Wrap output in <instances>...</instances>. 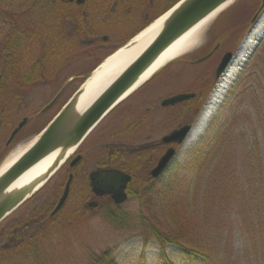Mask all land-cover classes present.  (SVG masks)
<instances>
[{
  "label": "rangeland",
  "instance_id": "rangeland-1",
  "mask_svg": "<svg viewBox=\"0 0 264 264\" xmlns=\"http://www.w3.org/2000/svg\"><path fill=\"white\" fill-rule=\"evenodd\" d=\"M33 1L35 0H0V11L20 12L22 15L18 17L19 21H25L26 27L37 31L40 17L29 10L30 5L34 4ZM177 1L170 0L166 5L160 6L156 15L161 14L164 9H168ZM260 3L261 0L232 1L202 33L197 46L187 52L186 55L190 54L191 56L187 62H181L185 58L184 56L167 64L145 85L121 102L92 131L79 148V151L84 155V160L77 170L78 174L72 184L70 196L63 209L55 217L51 216V212L64 191L66 179L64 165L40 191L0 223V264H98L93 260L99 257L104 259L103 252L109 250L110 256L106 259H112L114 264H143L144 261L145 264H157V246L155 244L150 246V242H144L138 233L130 229V226L135 225L139 218L140 206H144V201H141L140 204L141 198L131 195L121 207L128 214L123 219L119 216L115 217L118 215V211L116 212L112 208L89 209L87 207L91 196L89 172L95 169L97 162L102 161L110 154L116 145L119 146L118 149L129 150L137 145L160 139L174 128L187 123L198 107H200V111L195 117L199 118L207 107V101L214 87L218 85V82H221V79L211 80L212 75L210 74L215 64L214 54L206 61H196H199L217 43L221 48L219 52H216V56L229 49L235 50L237 53L258 22L250 26L252 15L259 8ZM60 6L67 7V5ZM74 9L77 14L79 8ZM59 14L61 15L58 23L59 29L61 27L65 29L68 20L63 19L62 15H67V12ZM3 19L0 17V40L6 29ZM138 19L141 20V18H134L135 21L131 22L133 23L132 27L113 25L111 31H103L100 27L101 38L102 36L108 37L104 50H97L93 45L90 47L84 45L83 41L78 39V33H75L76 37L73 41L69 43L67 40L59 41L58 55L43 57L42 61L45 67L40 74L42 77L39 78L41 69L38 66L36 67L37 75L34 76L37 81L30 83L27 87L24 86V109L20 113H13L10 118L12 125L10 124L11 126L7 128L4 126L0 131V166L14 150L27 146L36 137L37 129L47 124L63 108L64 104L74 95V90L80 87L79 84L83 82L85 78L83 75L86 72L109 54L110 50L125 43L141 27L142 23L139 24ZM205 41H207V48L198 50ZM29 43L27 52L20 49L21 54L26 55V72L31 71L32 66L41 57V50L37 42L29 41ZM251 54L248 60L241 65L239 62L236 63L235 69L231 71H237L234 76L237 79L231 87L230 93L223 97L222 102L212 105L211 113L213 112V115L211 116L210 113L206 130L190 145L181 148L180 155L174 159L170 169L165 173L162 181L156 183L157 186L152 192L153 213L156 219L151 214L153 220L148 221L149 218H146L147 223L155 225L166 234H170L167 230L181 229L180 223L186 224V222L210 233L209 244L217 246L220 253L215 259L202 264H264V208L259 200L262 193L257 195L254 192L256 182L258 185L260 181H255L254 175L250 172L246 181L254 185L252 191L259 197L257 200L249 197L250 200L247 203V201H242L239 196L231 194L233 188L223 187L218 180L231 177L230 172L232 168H235L233 162L225 159L222 162L223 158H221L219 164L218 160L213 161L214 155L212 154L205 167L200 168L199 172H194V168L191 169L194 173H191L188 178L183 172L195 147L210 128L214 113L218 115L217 127L214 129L225 132L223 144L226 148L234 147V144L231 143L236 137H233L235 134L242 136L250 133L252 135L255 129L257 132L260 131V128L264 129V125L258 123L259 104L256 103L257 96L264 91V39ZM1 72L0 68V75ZM247 76L250 82L244 85ZM7 78L10 79V76ZM63 87L67 88V91L62 95ZM188 92H194L196 96L167 109L160 104L167 97ZM8 93V97L12 96V92ZM238 93H242V96L231 105L226 106L228 97ZM53 98H56L57 103L51 110L43 114V117L37 122V129L35 128L36 124H32L29 128L31 131L35 130L23 141L13 143L7 148L4 147V141L9 136L8 131L14 129L25 114L39 111L42 108L47 109ZM227 110L229 111L226 118L221 119ZM132 112L134 116L141 117L142 124L137 128L124 130L129 126L128 119L132 116ZM165 149L166 145L159 149H149L143 152L141 163L145 165V169L141 171L133 169L136 156L129 153L124 154L125 159L122 163L126 164L129 170L136 172V178L131 182L129 191H140L141 187H144L147 183L145 177L150 175L158 157ZM254 162L256 166L260 164L259 161ZM118 163L121 164L120 161ZM221 164L223 166L220 168ZM247 164L244 163L243 167L249 173L250 169ZM178 175L181 177L177 182V197L174 202L175 196L171 192L169 182ZM225 183H228L226 179ZM192 201H195V213L200 215V219L190 220ZM146 213L149 217L147 210ZM36 214H40L41 218L45 214L49 216V222L39 230L38 237L33 235V240L27 238L22 240L20 244L22 247L19 249L5 248L6 245L14 246L8 244L12 243L13 239H17L16 236L22 233L26 221H30ZM186 219L187 221H185ZM147 223L142 227L149 230L150 225ZM30 227L32 228L31 225ZM146 229L145 231H147ZM13 230L15 233L17 232L16 236H14ZM38 239L40 241H37ZM30 241L34 244L36 242L37 245H31ZM27 244V249L33 248L35 253L24 259L26 257L23 254L24 246ZM142 254L144 256H141ZM172 254L176 264H185L181 259H176L173 252Z\"/></svg>",
  "mask_w": 264,
  "mask_h": 264
},
{
  "label": "flooded vegetation",
  "instance_id": "flooded-vegetation-1",
  "mask_svg": "<svg viewBox=\"0 0 264 264\" xmlns=\"http://www.w3.org/2000/svg\"><path fill=\"white\" fill-rule=\"evenodd\" d=\"M169 1L170 0H82V2L79 3L77 0H74V1H67L66 8L60 5L53 6L52 8L53 15L51 17H44V16L40 17V20L38 21L40 22V25L37 31H34L33 29L26 27L25 21L20 22L21 27L24 29V32L22 34H17L19 41L17 42L16 37H14L12 40H9V42H12L11 46H10V43H9V46L5 48H2L0 46V68L2 70L1 75H0V131L2 130L4 126H6L7 128L12 125L10 118L13 113H20L24 109V102H25L24 88L27 87L30 83H34L37 81L36 79L27 80L23 78L27 74L25 70L26 69L25 68L26 67V63H25L26 55H22L20 52V49H23L24 51L27 52L28 50L27 47L30 45L29 41L31 42L36 41L37 44L39 45V49L41 50V55H40L41 57L38 58L36 65H39V67L41 68V71H43V68L45 67L42 61L43 57L49 56V55L53 57V56H56V54L58 55L59 52L57 53V50H58L60 40H64V41L67 40V43H69L73 41L74 37H76V35L74 34L78 33L77 37L78 39H81L83 41L84 45L86 44L88 47H90V45H93L97 48V50H104L108 37L102 36L101 38V35H100L101 30L99 29L100 27L102 28L103 31H111L113 28L112 27L113 25H127V26L132 27L133 23L131 22L135 21L134 18H141V20L139 19L137 20L139 24L142 23V25H140L141 27L137 29L126 40L128 41L133 36H135L138 32H140V30H142L147 24L153 21V19L158 17L160 14L156 15V12L159 10V7L162 5H166L167 3H169ZM77 7L79 8L78 11L81 10L85 14L87 18L86 22L84 21L75 22L76 14H75L74 8H77ZM258 10L259 8H257L254 14L252 15V18L250 20L251 24L255 23L258 20L256 19L255 22H253V18L257 14ZM164 11L165 9L163 10V12ZM65 12H67V15H62V18L68 20L67 27L65 29L62 27L61 29H59L58 23L61 19V15L59 13H65ZM137 22H136V25H137ZM5 27H8V29L12 28L11 26L7 24ZM27 28H29V30H27ZM13 33L14 31H10V34H13ZM16 44L17 46H15ZM206 44H207V41H205V43L198 50L207 48L208 45L206 46ZM119 46L121 45L116 46L114 49H117V47ZM220 48H221L220 44L218 45L217 43L215 46L210 48V50H208L206 54L199 59V61L198 60L196 61V62L206 61L210 59L214 54L215 64L213 65V70H212V73L210 74L212 75L211 80H214V81L221 79L227 73V71L230 69L232 65V59H231L225 66L224 70L219 72V68L222 64L225 54L233 51L232 49H229L225 51L223 54L216 56V52L217 51L219 52ZM232 48H234V46H232ZM114 49L110 51H113ZM3 55H6V57ZM190 58H191L190 54L186 55L185 58L181 62L183 61L187 62V60ZM194 61H191V62H194ZM4 62L5 64L9 65V67L7 68L8 72L6 76L9 77L10 75V79L9 78L1 79L2 74L4 73V68L2 65ZM12 66L18 67L17 77H14L12 75L13 74ZM19 76L21 78H19ZM81 84L82 83H80L79 86ZM68 86L69 85L67 84L66 87L68 88ZM67 88L66 89L64 88L62 95L67 91ZM8 92H12V96L8 97L9 95ZM163 100L161 101L160 104L163 108H166V109L175 107L179 105L180 103H182L180 102L175 105L163 106L162 105ZM56 103H57L56 98L55 99L53 98L48 105L49 108L46 106L47 109L45 110L42 108L39 111L25 114V116H23V119L14 127V129H12L10 132L8 131L9 136L4 141V147L7 148L8 146H11V144L13 143L15 144V143L23 141L27 135L31 134V132L35 130L33 129L31 131V128H29V126H31L32 124L34 125L36 124L35 126L36 128L37 122L43 117V114L51 110ZM199 111H200V107H198L195 110L194 115L191 117V119L187 123H184L182 126L174 128L172 131L165 134L164 136L170 134L174 130L182 128L185 125L193 123L192 121L194 120L195 116L199 114ZM131 117L128 119L129 126L125 127L124 130L130 129V128H137L142 124L140 116L138 115L134 116L132 112ZM25 119H26L25 124L21 128H19L20 123H22ZM44 126L38 129L36 128L38 131L36 130L37 132H35V134L40 132L44 128ZM16 129L18 130L14 134ZM164 136H162L160 139H157V140H154L148 143L159 142L163 139ZM148 143L137 145L133 148H130L129 150L124 149V148L118 149L117 147L119 146L116 145L112 149L110 154H108L104 159H102V161L97 162V167L89 172V175H88L89 183L91 184L92 182L91 174L93 172L104 171V170H109V169H116V170L125 172L127 174H130L132 176V181H133L136 178V172L129 170L128 166L122 163L123 159H125L124 154L129 153L130 155H135L136 161H135V167L133 169L136 168L137 171L138 170L141 171L145 169V165L141 163L143 160V156H142L143 152H146L149 149H159L160 147H163L164 145H166V149L158 157L157 163L155 167L151 170L150 175L148 177H145L146 182L150 185L153 183L161 182L165 175L167 166L163 171H158L154 173V170L158 166L163 156L166 155L170 150H174L177 153L179 144L177 142H169V143L163 142V143H158L153 146L144 147V145ZM78 156H81V158L77 162H75V159ZM83 160H84V155L78 149V151L70 159H68V161L64 164L65 166L64 172H65V177H66L65 182H64V189L71 176H73V179L71 182V187H72L74 179L76 175L78 174L77 170L79 166L82 164ZM119 161L121 164L118 163ZM102 181L105 184V183H110L115 180L112 179L111 176H108V177L105 176V178H103ZM90 193H91V196L89 197L90 201H88V203L89 202L96 203L95 206H92V208H89L91 210L111 208L115 205L111 194H104L102 196H96V194H94V192L92 191V188H91ZM127 193L129 194L128 187H127ZM135 193H138V191L135 190ZM117 206L121 207L123 206V204L117 205ZM62 209L63 208H61L58 212H56V214H53V216L51 214V216L55 217Z\"/></svg>",
  "mask_w": 264,
  "mask_h": 264
},
{
  "label": "water",
  "instance_id": "water-1",
  "mask_svg": "<svg viewBox=\"0 0 264 264\" xmlns=\"http://www.w3.org/2000/svg\"><path fill=\"white\" fill-rule=\"evenodd\" d=\"M77 1L79 3L82 2V0ZM232 1L234 0H180L177 2L167 11H170V13L164 20L163 27L151 43L106 87L92 105L82 114L76 111L78 98L83 92V86L80 87L56 117L36 137L33 143L10 165V167H8V169L0 174V223L16 211L49 180L59 167L76 152L83 141L108 113L141 86L139 85L134 88L145 70L163 50L211 12L218 9L223 4L228 3L229 5ZM260 14H264V0H262L260 9L253 18V22L258 19ZM247 38L248 37H246V39ZM241 48L242 46L237 53L228 52L225 54L219 72L223 71L227 63L237 56ZM194 96L195 94L191 93L177 94L163 100L162 105H175ZM25 122L26 119L20 123L19 128H21ZM194 127L195 124L185 125L164 136L161 141L148 143L144 145V147L163 142H177L183 144L188 139ZM17 130L18 129L15 130L14 134ZM70 150L72 151L68 154ZM56 151L58 152L52 160L51 167L47 169V173L43 178L39 177L28 185L18 189H10L12 183L28 169ZM176 154L174 150H170L164 155L155 168L154 173L163 171L172 159L176 157ZM80 158L81 156H78L75 162ZM105 176H111L115 181L104 184L102 179L105 178ZM131 178L129 174L116 169L96 171L91 174V185L96 195L111 194L114 201L117 204H121L128 198L126 188ZM72 179L73 176L70 177L54 213L58 212L65 204L70 193ZM40 183L42 185L38 187ZM95 205V202L89 203V206Z\"/></svg>",
  "mask_w": 264,
  "mask_h": 264
},
{
  "label": "trees",
  "instance_id": "trees-1",
  "mask_svg": "<svg viewBox=\"0 0 264 264\" xmlns=\"http://www.w3.org/2000/svg\"><path fill=\"white\" fill-rule=\"evenodd\" d=\"M33 2L34 4L32 6L30 5L29 10L31 12H34V14H37L39 17H43V16L51 17L53 15L52 13L53 6L55 5L65 6L67 3V1L65 0H35ZM21 15L22 14H20V12H12V11H7V10L0 11V17L4 18L3 23L12 27L10 28L11 30L8 29V27H6V29L3 31L4 34L2 35V39L0 40V46L2 48L8 47L9 43L11 46L12 42H9V40H12L14 37H16L17 42L19 41L17 34H22L24 32V29L21 27V23L18 19V17H20ZM75 20H76L75 22H83V21L86 22L87 18L85 14L80 10L76 14ZM27 30H29V28H27ZM10 31H14V33L10 34ZM15 46H17V44ZM114 50L110 51L109 54L114 52ZM3 56L6 57V55H3ZM103 59L104 57L100 59L94 65L93 68H91L88 72L84 74L85 78L83 82L91 74L94 68L97 67L103 61ZM2 65L4 68V73L2 74L1 79H6L7 78L6 75L8 72L7 68L9 67V65L5 64V62ZM38 66L39 65L34 64V66H32L33 69L31 71L26 72L27 74L23 78L28 80V79H32V76H33V79H37V78H34V76L37 75L36 67ZM12 68H13L12 75L14 77H17L18 67L12 66ZM41 72L42 71L40 70L39 78L42 77L40 75L42 74ZM248 76H247V79L245 80L244 85H247L250 82L249 77L251 75L249 77ZM19 78L21 77L19 76ZM241 96H242V93L231 95L227 99L226 106L231 105V103H234L235 100H237ZM256 103L259 104L258 123L259 124L262 123L264 125V91H262L261 95L257 96ZM228 111L229 110L225 111L221 119L226 118ZM217 121H218V115L215 114V117L212 120V124L210 128L206 132L205 136L200 140V142L195 147L193 153L191 154L188 160L187 165L183 169L184 170L183 172H185V176L188 178L191 175V173H194L196 171L199 172L200 168L202 167L204 168L206 163L210 160L212 154L214 155L213 161L218 160L219 162V160L223 158L222 162L224 161V159L226 161H230L231 163L233 162V164H235V168H232L230 172L231 177H227L224 179H218L220 183L223 185V187L226 186L227 189L233 188L231 194L239 196V198L242 201H245V202L247 201V203L250 200L249 197H252L253 200H257V198L259 197L257 195L262 193V196L259 198V200L261 201L262 206L264 208V129L262 128L263 129L262 130L259 127L260 131L257 132V129H255V132L252 135L250 133L246 135H242V136L235 134L233 137L235 136L236 137L233 138V141L231 143V144H234V147L226 148L225 144H223L225 132L223 130L220 131L219 129H216V130L214 129L217 127L216 126ZM213 124H214V127H213ZM254 161H259L260 164L256 166ZM244 163L251 164V165L247 164L250 169L249 173L246 172V170L244 169L243 167ZM222 166L223 164L220 165V168ZM193 168H194V172L191 171V169ZM250 172L254 175L255 181H260L258 185L256 182V190L254 191L257 195L252 191L253 190L252 187L254 185H252L251 182L246 181ZM213 176L214 174L212 175V177ZM180 177L181 175H178L173 180L171 179V181L169 182L171 184V192L175 196L174 202H176V197H177L176 186H177V182ZM225 179L228 181V183H225ZM146 184L144 185V187H141V190L138 191V193L130 191L131 195L137 196V197L139 196V198H141L140 204H141V201H144L143 202L144 206L142 207L140 206V215L137 221L135 222V225L133 226L129 225V226H130V229L133 230V232L138 233L142 237L144 242L148 243L150 241H155L156 243H158L159 248H160V253H159L158 260H157V264H176L174 259L172 258L173 257L172 252L176 255L175 257L176 259H181V261L185 264H200V263L202 264V263L209 262L211 259H215L220 253V250L217 246H213L212 244H209L210 241L208 239H209L210 233H208L206 230H203L202 228H199L198 226L194 224H189V222H186L187 225L180 223L179 226L181 229H173V231L167 230L170 234H166L163 231H160L159 228H157L155 225L147 223L146 218H149L148 221H150L151 219L153 220L151 214L156 219L155 214L153 213L154 203L152 199L153 197L152 192L154 188H156L157 184L156 183H153L151 185L148 183ZM195 205H196L195 201H192L191 203V214L192 215L190 217V220L196 219V218L200 219V215L195 213L196 212L194 209ZM112 209H114L116 212L118 211L117 212L118 215H115V217L119 216V217H122L123 219L124 217L128 216V214L121 208L113 207ZM146 210L149 214V217L146 213ZM185 221H187V219ZM47 222H49V216H47V214H45L44 217L42 218L40 217V214L33 215L32 219H30V221H26V224L23 225L22 233H19L16 236L15 234L17 232L15 233L14 230L12 231L14 232L13 233L14 236L17 237V239H13V240L14 241H17L19 239L25 240L26 238L31 240L33 235L38 237L39 230H41V228L44 227ZM145 223H147V225H150L149 230H147L145 227H142ZM30 225L34 229H32ZM145 229L147 231H145ZM37 241H40V239H38ZM29 243L31 245H37L36 242L34 244V242L30 241ZM20 244H17L15 246L12 245L14 248L8 247L6 245L5 248L19 249L22 247ZM27 246L28 244L24 246L25 251H26V252L25 251L23 252L24 256H26L24 259H27L29 256L34 255L35 253V250H33V248L28 250ZM109 256H110V250L105 251L103 252L104 259H101V257H99L98 259H94L93 262L98 263V264H114L112 259H106ZM143 264H145V262H143Z\"/></svg>",
  "mask_w": 264,
  "mask_h": 264
},
{
  "label": "bare ground",
  "instance_id": "bare-ground-1",
  "mask_svg": "<svg viewBox=\"0 0 264 264\" xmlns=\"http://www.w3.org/2000/svg\"><path fill=\"white\" fill-rule=\"evenodd\" d=\"M228 3L223 4L218 9L211 12L190 30L172 42L162 53L154 60V62L145 70L137 82L136 88L149 80L157 71L166 66L174 59L181 57L197 46L201 35L207 27L216 19L219 14L227 7ZM170 11L162 14L157 19L152 21L147 27L141 30L132 40L125 46L119 48L114 54L108 56L93 72L92 76L83 84V92L78 98L76 104V111L79 114L84 113L98 98V96L106 89V87L151 43L163 27L164 20L168 17ZM264 39V14L261 16L254 29L246 39L245 44L239 52L241 63L248 60L252 55V51L257 48ZM251 54V55H250ZM235 57V58H236ZM237 71L231 72L223 77L218 82V85L213 90L209 104L205 108L202 116L192 129L184 146L190 145L199 137L206 129V122L210 119L211 106L219 102L229 89L234 85L237 77H234ZM133 88V89H134ZM34 141V140H33ZM31 141L24 148L16 149L0 166V174L3 173L10 165L18 159V157L33 143ZM72 150L68 152L71 153ZM58 151L48 155L40 160L24 174H22L16 181L12 183L11 188H20L35 181L39 177L43 178L47 173V169L51 167L52 160ZM42 184L40 183L38 187Z\"/></svg>",
  "mask_w": 264,
  "mask_h": 264
}]
</instances>
